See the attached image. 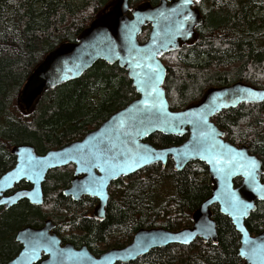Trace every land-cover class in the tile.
Masks as SVG:
<instances>
[{
  "label": "trees",
  "instance_id": "trees-1",
  "mask_svg": "<svg viewBox=\"0 0 264 264\" xmlns=\"http://www.w3.org/2000/svg\"><path fill=\"white\" fill-rule=\"evenodd\" d=\"M115 1L0 0V176L15 164L13 146L30 145L43 155L82 139L137 97L124 69L99 60L78 79L43 93L30 109L20 100L23 85L43 57L61 43L76 41ZM145 1L156 5L159 0L128 4L133 9ZM194 5L202 21L194 29L193 41L161 57L170 109L178 111L197 102L212 87L242 82L264 88V0H200ZM149 31V25L143 27L139 43L147 40ZM211 120L225 140L246 146L260 159L264 181V103H243ZM186 137L154 133L146 140L159 148L179 145ZM72 175V165L50 170L39 206L22 200L9 209L0 207V264L21 249L15 241L18 230L42 227L46 220L62 242L85 245L96 256L127 245L141 229L190 227L192 213L212 189L201 162H190L180 171L173 170L171 160L164 166L155 163L112 182L104 219L97 220L92 215L95 199L73 201L62 194ZM29 187L22 181L13 190ZM255 205L245 221L251 235L264 228V202ZM210 211L214 243L196 239L188 245L154 248L127 264H243L238 256L239 234L231 221L217 205Z\"/></svg>",
  "mask_w": 264,
  "mask_h": 264
},
{
  "label": "water",
  "instance_id": "water-1",
  "mask_svg": "<svg viewBox=\"0 0 264 264\" xmlns=\"http://www.w3.org/2000/svg\"><path fill=\"white\" fill-rule=\"evenodd\" d=\"M198 1L159 0L156 5L145 1L130 9L129 0H116L76 41L61 43L48 52L23 85L20 100L26 109L46 91L78 79L99 60L124 69L137 97L82 139L43 155L36 154L30 145L13 146L10 154L15 164L0 176V207L9 209L22 200L39 206L47 173L72 165L73 178L62 194L73 201L83 196L95 198L93 216L102 220L108 188L120 177L155 163L164 166L168 160L174 171L198 161L206 166L212 189L192 213L191 226L178 231L141 229L127 245L93 256L85 246L61 245L54 225L46 220L42 227L17 231L15 241L21 249L6 264H127L154 248L188 245L196 239L214 243L213 205L239 234L238 256L243 264H264V228L251 235L245 226L256 202H264L261 161L246 146L237 147L225 140L211 120L243 103H264V88L242 82L212 87L200 100L178 111L170 109L165 96L166 68L161 57L193 41L194 29L202 21L194 6ZM147 25L148 38L139 43L137 38ZM154 133L187 137L179 145L158 148L146 140ZM236 179L238 185H234ZM22 181L30 187L13 190Z\"/></svg>",
  "mask_w": 264,
  "mask_h": 264
},
{
  "label": "flooded vegetation",
  "instance_id": "flooded-vegetation-1",
  "mask_svg": "<svg viewBox=\"0 0 264 264\" xmlns=\"http://www.w3.org/2000/svg\"><path fill=\"white\" fill-rule=\"evenodd\" d=\"M195 6V5H194ZM196 7V6H195ZM224 138V137H223ZM74 169V168H73ZM72 178H73V175H72ZM83 197H88V196H83ZM82 197V198H83ZM81 198V199H82ZM88 198H90V197H88ZM80 199V200H81ZM91 199H95V198H91ZM96 200V199H95ZM96 205H97V200H96ZM95 205V206H96ZM93 210H94V208H93ZM92 215H93V211H92ZM94 217V216H93ZM95 218V217H94ZM96 219V218H95ZM104 219V218H103ZM102 219V220H103ZM97 220H99V219H97ZM54 232V231H53ZM55 233V232H54ZM56 234V233H55ZM57 235V234H56ZM61 240V239H60ZM67 243H69V242H62V240H61V245H65V244H67ZM69 244H71V245H73L72 243H69ZM83 246H85V245H83ZM83 246H81V247H83ZM73 247H74V245H73ZM81 247H74L75 249H80ZM86 247V246H85ZM87 248V247H86ZM87 250H88V248H87ZM89 251V250H88ZM92 254V253H91ZM93 255V254H92ZM93 256H96V255H93ZM98 256V255H97Z\"/></svg>",
  "mask_w": 264,
  "mask_h": 264
},
{
  "label": "snow or ice",
  "instance_id": "snow-or-ice-1",
  "mask_svg": "<svg viewBox=\"0 0 264 264\" xmlns=\"http://www.w3.org/2000/svg\"><path fill=\"white\" fill-rule=\"evenodd\" d=\"M241 254H243V253H241Z\"/></svg>",
  "mask_w": 264,
  "mask_h": 264
},
{
  "label": "rangeland",
  "instance_id": "rangeland-1",
  "mask_svg": "<svg viewBox=\"0 0 264 264\" xmlns=\"http://www.w3.org/2000/svg\"><path fill=\"white\" fill-rule=\"evenodd\" d=\"M108 9V8H107Z\"/></svg>",
  "mask_w": 264,
  "mask_h": 264
}]
</instances>
